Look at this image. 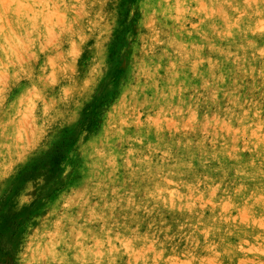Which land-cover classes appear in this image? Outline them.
<instances>
[{
	"label": "rangeland",
	"instance_id": "rangeland-1",
	"mask_svg": "<svg viewBox=\"0 0 264 264\" xmlns=\"http://www.w3.org/2000/svg\"><path fill=\"white\" fill-rule=\"evenodd\" d=\"M261 5L0 0V170L86 61L127 54L83 113L80 171L43 215L0 216V264H264Z\"/></svg>",
	"mask_w": 264,
	"mask_h": 264
},
{
	"label": "clouds",
	"instance_id": "clouds-1",
	"mask_svg": "<svg viewBox=\"0 0 264 264\" xmlns=\"http://www.w3.org/2000/svg\"><path fill=\"white\" fill-rule=\"evenodd\" d=\"M126 66L127 54L117 46L109 52L106 61H86L76 82H68L73 88L72 102L66 104L62 97L58 98L57 111L50 117H42L40 130L31 138L30 152L14 153V167L0 170V216L15 215L23 220L41 216L48 210L56 190L80 171V157L85 147L83 113L92 102L91 96L110 86L113 77ZM85 79L87 84H84ZM10 137V130L0 131V142L6 143ZM57 156L59 161L54 164L53 159ZM155 167L154 173L136 170V179L148 195H152L151 186L156 180L164 178L161 164L157 163ZM177 167L172 165V168ZM172 174L182 175L178 172ZM138 191L139 188H133V192Z\"/></svg>",
	"mask_w": 264,
	"mask_h": 264
}]
</instances>
